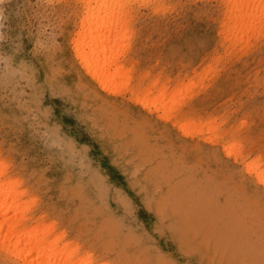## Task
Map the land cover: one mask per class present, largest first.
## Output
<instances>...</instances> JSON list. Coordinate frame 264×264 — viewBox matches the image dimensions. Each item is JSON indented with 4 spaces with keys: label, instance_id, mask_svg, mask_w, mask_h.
Masks as SVG:
<instances>
[{
    "label": "rangeland",
    "instance_id": "1",
    "mask_svg": "<svg viewBox=\"0 0 264 264\" xmlns=\"http://www.w3.org/2000/svg\"><path fill=\"white\" fill-rule=\"evenodd\" d=\"M83 1L0 0V161L31 225L90 264H264V185L245 167L264 171V9L125 2L126 86L109 92L74 58ZM147 88L171 106L140 104Z\"/></svg>",
    "mask_w": 264,
    "mask_h": 264
},
{
    "label": "bare ground",
    "instance_id": "2",
    "mask_svg": "<svg viewBox=\"0 0 264 264\" xmlns=\"http://www.w3.org/2000/svg\"><path fill=\"white\" fill-rule=\"evenodd\" d=\"M127 1L130 2L129 0H85V1H83L82 4H83V6H85L86 16L83 15L84 17L82 16V18H80L82 21V23H80L81 24L80 30L78 33L77 32L75 33L76 39L72 38L73 40H71V42L72 41L74 42V46L72 47L74 58L77 61L80 68L83 69V71L88 76H90L91 79H93L96 82V84L99 86L100 89L105 90V91H109V92H114V90L116 89L117 86L118 87L121 86L120 84H123L126 86V84H125L126 80L122 79L123 81H120V78L123 77L125 79L127 72H124L125 70L122 69V66L118 65L116 62L117 57H118L117 52H120V51H116V49H117V45H119L117 43L118 42L117 39L119 36V31H117V28H120V27H118L119 19L117 20V18H119V17L117 16V14H119V16H120L121 13H119V12H121L125 8L123 6V4H125V2L128 3ZM246 1L247 0H225V2L229 5L228 7L230 8L229 9L230 12H233L234 10H240V9L247 11V8L249 7V9H250V7H251V9H250L251 11H248L249 14L251 15L252 8L255 9L254 12L257 11L258 7L261 11L264 9V0H254V1H252V3L248 2V4H246ZM133 2L136 3V0H134ZM154 2H155V0H154ZM162 2H163V0H162ZM141 3H143V2H141ZM141 3H139V4H141ZM152 3H153V1H152ZM158 3H160V1H158L157 4ZM148 4L149 3H147V5ZM161 4H163V3H161ZM251 4H253V5H251ZM120 5H122L124 7L122 10L120 9L121 11L118 10L119 8H121ZM163 8H165V7H163ZM162 10H164V9H162ZM165 11H166V9H165ZM125 13L129 14L128 12H125ZM243 14H245V12H243ZM262 14H264L263 11H262ZM124 15L128 16L126 14H124ZM240 15H242V14H240ZM240 15H238V16L240 17ZM254 16H255V13H254ZM254 16L252 15V17H254ZM261 16H263V15H260V17ZM243 17H245V16L242 15L240 17V19H242ZM256 17H257V15H256ZM123 18H121V19H123ZM258 18H259V16H258ZM121 19H120V21L124 22ZM124 19H126V17ZM231 19H234V18L232 17ZM240 19H239V22H240ZM252 19L255 21V18H252ZM235 20L236 19H234L233 23H236ZM119 24H121V23L119 22ZM239 24H242V23H239ZM94 25L96 26V28H94L95 27ZM125 25L126 24L124 23V25H123L124 29H127V28H125L127 25L126 26ZM233 26H235V25L233 24ZM238 26H240V25H238ZM233 28L235 29V27H233ZM124 29H122V30H124ZM87 30H88V32H86ZM122 30L120 28L121 34L124 33V32H122ZM127 32H125V33L127 34ZM231 32L233 33V31H231ZM86 33H87V35H86ZM131 33H132V31H131ZM236 34H237V32H236ZM85 35H86V38L81 40V38L84 37ZM129 35H130V33H129ZM124 37H125V34H124ZM78 39H80V41ZM125 40H127L126 37H125ZM234 43H235V40H234ZM126 45H125V49H126V47H128ZM122 51H124V50H122ZM153 85L154 84L152 83V85L150 84L149 86H153ZM120 88H118V90ZM161 88H160V90H161ZM147 89H146V91L143 90L144 92L142 91L143 95L141 94L140 97L141 98L143 97V98H142L140 104H142V102H143L145 107L146 106L147 107L152 106L156 110H158V108L160 109V107H163L166 104H169L168 101L171 103L173 100L172 97H175V99L177 98V96L179 97V95L176 96V92H175V96L174 95L171 96L170 99H172V100H169V98L166 97L168 91L165 94V92L163 91L164 89L160 92H159V89H157L158 94L154 95L152 93L154 96L151 97V96H149L151 90H149V89L147 90ZM129 91H130L131 95L137 94L136 90L133 88L129 89ZM173 91H176V89ZM185 91H187V90H185ZM182 92H183V89H182ZM169 93H170V91H169ZM171 93H174V92H171ZM179 93L180 92H178V94ZM116 94H117V92H116ZM180 95H181V93H180ZM191 96H192V94H191ZM136 97H137V95H136ZM184 97H186V96L184 95ZM138 98L139 97H137V99ZM179 102H180V99H179ZM176 108H175V110H177ZM168 109H170V108H168ZM171 110H172V108H171ZM163 111H164L163 113L165 114L166 113L165 110H163ZM167 111L169 112V110H167ZM168 112H167V114H168ZM160 115H159V117H160ZM162 116H164V115L162 114ZM203 123H202V126H203ZM206 123H208V122H206ZM210 123H212V122L209 121V125H210ZM188 124L190 126L191 122L187 121L186 126ZM206 125H208V124H206ZM209 125H208V128H209ZM182 126L183 127H181V129L185 127L184 125H182ZM217 127L218 126H216V128ZM210 128H211V126H210ZM198 129H200V128H198ZM196 133H197V131H196ZM231 146H233L234 148L231 149ZM231 146L229 147L231 149V152L233 150H236V149L239 151V149L237 148L239 146V144H235V145L232 144ZM227 152L229 154V149L227 150ZM233 152H235V151H233ZM237 154L235 152L236 156L239 155V154L238 155ZM253 164L254 163H248L246 161V164H245L246 171L254 173L256 176V179L259 181V183L264 185V171L263 170L262 171L261 170L256 171V167ZM6 168H7L6 164L3 161H0V252H2L8 259H10L12 262H14L16 264H90L91 256L89 254L78 255V247L79 246L75 245V247L71 248L69 243H63V241H62L63 234L62 233L61 234L53 233L54 232L53 231L54 226L52 225V223L51 224H42L39 222L41 220L40 219L38 222H35L34 224L31 225V223L29 222L30 216L26 217V213L34 201L31 198L23 199L26 191L20 189L19 180L13 179V178H10L7 176ZM35 218H37V217H35Z\"/></svg>",
    "mask_w": 264,
    "mask_h": 264
}]
</instances>
